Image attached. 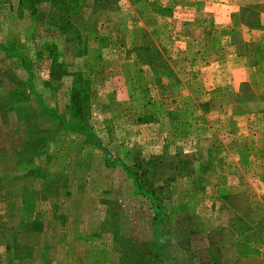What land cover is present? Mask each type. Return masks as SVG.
Here are the masks:
<instances>
[{
	"label": "rangeland",
	"instance_id": "1",
	"mask_svg": "<svg viewBox=\"0 0 264 264\" xmlns=\"http://www.w3.org/2000/svg\"><path fill=\"white\" fill-rule=\"evenodd\" d=\"M202 2L0 0V264H264V75L187 47L264 0Z\"/></svg>",
	"mask_w": 264,
	"mask_h": 264
},
{
	"label": "crops",
	"instance_id": "2",
	"mask_svg": "<svg viewBox=\"0 0 264 264\" xmlns=\"http://www.w3.org/2000/svg\"><path fill=\"white\" fill-rule=\"evenodd\" d=\"M186 4L190 8L199 7L203 5L202 0H185ZM221 5V4H219ZM224 6V5H223ZM236 10V9H235ZM242 10V9H241ZM239 7L234 12V14H230V18H232L233 24L224 25H214L213 27L209 26L208 28L204 27L202 30L203 38H207L208 44L205 46L203 44H199L200 40L187 43V47H193L192 44H195L194 47L207 53H216L218 55V66L226 62L223 60L224 55L226 54L228 47L232 54H234V62H239L240 67L238 72L248 73L249 77H242V74L238 75V79H234L230 84H232L231 92H233V97L236 98L233 103L231 104L233 110H239L240 113L244 112V110L249 109L247 108V93L249 87H254L255 84H259L257 81L260 76L264 75V27L262 24L260 25V18L258 16V12L256 9H251L250 16L247 17L244 12H242ZM243 16V17H242ZM242 17V18H241ZM193 21V20H192ZM213 31H212V30ZM217 36L216 40H211ZM261 36V38H260ZM183 37V36H182ZM189 40V39H188ZM146 44V43H145ZM144 44V45H145ZM198 44V46H196ZM212 44V45H211ZM74 45V44H72ZM84 46L87 48V44L84 43ZM98 46V44L96 45ZM120 46L113 47L110 46V51H115ZM151 46H146L144 49H147ZM99 49L98 47H96ZM232 49V50H231ZM192 52H195L192 50ZM198 50H196V53ZM212 65L208 66V71ZM258 71L259 74L256 73ZM238 80V81H237ZM261 97H256V100L259 102V106L261 109V113L259 115H264V94H261ZM255 98H252L254 100ZM203 102V107L206 108V115H210L214 112H217V109H213V107L208 102ZM262 104V105H260ZM254 105V104H253ZM257 106V105H256ZM186 110L188 105L185 106ZM255 108V107H254ZM251 107L249 110H254ZM221 109V108H218ZM189 110V108H188ZM262 132V131H261ZM264 133V128H263ZM256 145H260L261 149H264V142H254ZM254 146V145H253ZM258 147V146H257Z\"/></svg>",
	"mask_w": 264,
	"mask_h": 264
},
{
	"label": "trees",
	"instance_id": "3",
	"mask_svg": "<svg viewBox=\"0 0 264 264\" xmlns=\"http://www.w3.org/2000/svg\"><path fill=\"white\" fill-rule=\"evenodd\" d=\"M182 162H183V161H181L180 163H182ZM177 164H178V163H177ZM177 164H176V165H177ZM156 176H157V175H156ZM156 180H158V178H155V181H156Z\"/></svg>",
	"mask_w": 264,
	"mask_h": 264
}]
</instances>
